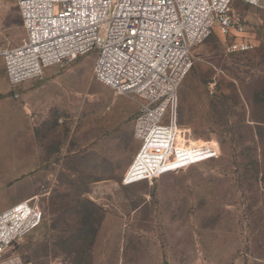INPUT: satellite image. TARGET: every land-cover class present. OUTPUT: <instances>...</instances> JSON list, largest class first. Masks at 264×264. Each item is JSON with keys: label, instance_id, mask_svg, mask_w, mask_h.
<instances>
[{"label": "rangeland", "instance_id": "374dc122", "mask_svg": "<svg viewBox=\"0 0 264 264\" xmlns=\"http://www.w3.org/2000/svg\"><path fill=\"white\" fill-rule=\"evenodd\" d=\"M229 15L242 31L214 27L177 91L196 161L151 182L122 184L138 100L95 81L96 50L15 88L0 58V207L34 198L43 212L10 253L31 264H264V8L234 1ZM25 38L15 0H0V50ZM239 41L252 47L231 51Z\"/></svg>", "mask_w": 264, "mask_h": 264}, {"label": "built area", "instance_id": "2783aa9c", "mask_svg": "<svg viewBox=\"0 0 264 264\" xmlns=\"http://www.w3.org/2000/svg\"><path fill=\"white\" fill-rule=\"evenodd\" d=\"M234 1L264 8V0H15L26 38L0 50L7 82L15 88L96 50L95 81L138 100L132 132L138 148L122 184L151 182L196 161L181 144L177 91L192 66L191 50L214 27L223 36L242 31L229 15ZM251 47L239 41L230 50ZM42 219L34 198L0 212V264H31L9 249Z\"/></svg>", "mask_w": 264, "mask_h": 264}, {"label": "crops", "instance_id": "0c3cea01", "mask_svg": "<svg viewBox=\"0 0 264 264\" xmlns=\"http://www.w3.org/2000/svg\"><path fill=\"white\" fill-rule=\"evenodd\" d=\"M50 73H51V71L49 72V74H50ZM9 86H10V85H9ZM3 89H4L3 86H0V91L3 90ZM15 163H16L15 165H13V163L10 164V169H9V170L13 171V169H17V167H18V165H17V160L15 161ZM8 204H10V203H7L5 206H1V207H0V211H1L2 209H4V208H5V209L9 208L10 205L8 206Z\"/></svg>", "mask_w": 264, "mask_h": 264}]
</instances>
